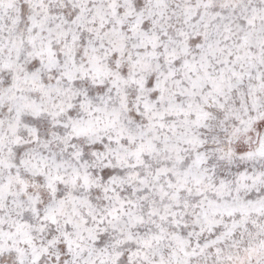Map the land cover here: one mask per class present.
<instances>
[{
	"label": "snow or ice",
	"instance_id": "obj_1",
	"mask_svg": "<svg viewBox=\"0 0 264 264\" xmlns=\"http://www.w3.org/2000/svg\"><path fill=\"white\" fill-rule=\"evenodd\" d=\"M0 264H264V0H0Z\"/></svg>",
	"mask_w": 264,
	"mask_h": 264
}]
</instances>
